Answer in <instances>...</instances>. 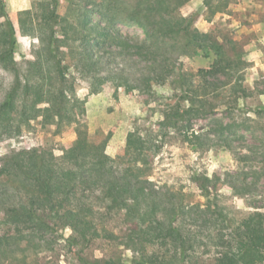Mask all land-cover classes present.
<instances>
[{
  "label": "trees",
  "instance_id": "trees-1",
  "mask_svg": "<svg viewBox=\"0 0 264 264\" xmlns=\"http://www.w3.org/2000/svg\"><path fill=\"white\" fill-rule=\"evenodd\" d=\"M51 1L48 5L52 6L36 16L19 19L20 32L37 35L42 44L25 70L13 56L10 36L14 29L0 32V65L13 74L0 101V140L19 134L23 124L40 115L49 122L55 118L56 124L74 120L69 64L55 54L61 46L69 48L72 66L88 79L93 92L106 82L146 91L152 83L171 81L177 93L169 97L160 124L179 131L192 147L193 140L199 139L195 131L189 132L192 118L203 117L212 108L234 107L238 96L246 95L242 76L231 72L232 64L221 51H215V58L206 67L182 68L180 57L186 52L178 38L190 23L168 9L169 1H136L130 17L137 21L143 14L138 25L145 39L121 32L110 20L93 21L80 14L70 20L67 14L58 13V0ZM87 1H83L84 6ZM159 7L168 10L156 18ZM161 36L172 38L175 44L168 45L171 50L158 40ZM151 37L163 46H152ZM71 40L83 44L76 48ZM197 46L195 52L204 54ZM43 102L52 110L42 112L37 106ZM150 141L138 130L129 131L117 157L107 153L106 138L80 135L60 153L42 146L2 155L0 264H29L31 252L46 249L44 237L61 228L70 230L68 241L77 245L80 253L97 241L123 245L134 254L130 264H192L198 247L207 243L216 246L207 264H264V212L259 206L235 217L216 190L205 187V202L189 205L180 188L159 187L146 180L143 167L133 162L150 147ZM252 157L246 153L242 159ZM256 159L263 162L264 156ZM254 173L264 175V166ZM225 179L240 197L255 191L256 182L248 181L243 172L225 173ZM116 222L120 228L115 233ZM208 251L204 248L202 253Z\"/></svg>",
  "mask_w": 264,
  "mask_h": 264
},
{
  "label": "rangeland",
  "instance_id": "rangeland-1",
  "mask_svg": "<svg viewBox=\"0 0 264 264\" xmlns=\"http://www.w3.org/2000/svg\"><path fill=\"white\" fill-rule=\"evenodd\" d=\"M83 1L58 0V13L67 14L70 20H75L78 14L89 16L93 21L110 20L121 32L145 39L143 29L138 25L143 14H139L137 21L130 17L138 0H88L85 6ZM165 1L170 3L168 9L184 16L190 23V28L180 32L178 38L186 52L180 57L182 68L206 67L215 58V51H221L224 59L232 64L231 72L242 76L246 87V95L238 96L236 106L212 108L203 117L191 119L189 132L195 131L199 135L198 140H193L194 147L179 131L160 124L169 97L177 93L171 81L152 83L146 91L106 82L99 91L93 92L88 79L72 66L69 48L61 46L55 54L64 64H69L67 77L73 86L74 120L56 124L55 118L49 122L40 115L23 124L19 134L0 140V157L19 148L42 146L60 153L79 135L96 140L106 138L107 153L117 157L123 152L128 132L138 130L142 136L151 138L150 147L143 149L141 158L133 162V165L143 167L146 180L159 187L180 188L189 205L205 202L202 192L206 187L222 194L226 210L235 217L252 211L253 206H259L264 212V175L254 173L259 166H264V161L256 159L264 156V0H187L180 5L175 3L176 0ZM50 2L0 0V32L14 29L10 39L14 42L13 56L21 70L29 67V61L35 59L42 44L37 35L20 32L19 19L36 16L52 6L48 5ZM168 9L159 7L154 17L158 18L160 13L165 15ZM156 39L149 38L150 44L162 45L159 41L156 45ZM158 40L166 43V50H171L168 45L175 44L169 36H161ZM69 43L78 48L83 41L71 40ZM197 44L205 50L204 54L195 52ZM206 52L210 54L206 55ZM12 81V72L0 65V101ZM37 107L42 112L52 110L46 102ZM225 144H230L231 148ZM246 153L253 156L252 160L242 159ZM237 172L247 175L248 181L256 182L254 192L244 197L233 193L225 173ZM117 222L115 233L120 228ZM70 235L68 228L46 235L47 242L43 244L46 249L31 252L29 264H103L105 260H111L110 264H130L134 258L123 245L104 240L85 247L80 253L78 246L68 241ZM204 248L209 251L202 253ZM215 248L210 243L199 246L192 264H207L214 256Z\"/></svg>",
  "mask_w": 264,
  "mask_h": 264
}]
</instances>
